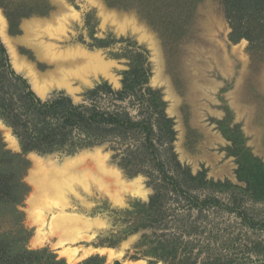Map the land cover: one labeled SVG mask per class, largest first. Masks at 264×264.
<instances>
[{
    "label": "rangeland",
    "instance_id": "rangeland-1",
    "mask_svg": "<svg viewBox=\"0 0 264 264\" xmlns=\"http://www.w3.org/2000/svg\"><path fill=\"white\" fill-rule=\"evenodd\" d=\"M180 15L151 16L106 0H0L6 38L31 64L38 61L21 38L24 26L33 21L43 26L60 22L56 39L44 38L48 43L60 51L98 55L107 65L105 73L89 75L85 83L73 81L74 95L53 91L44 100L65 94L84 104L89 92L103 83L120 91L125 72L141 52L146 85L158 92L173 129L172 141L158 146L153 160L138 150L140 135L83 148L26 152L30 165L23 181L29 192L21 211L23 225L31 231L29 249L48 248L67 264L96 255L105 264H264L263 191L246 189V171L240 179L237 164L255 160L264 167V55L251 53L246 40H229L221 0H201L191 14ZM138 107L128 106L136 120L146 116ZM0 138L7 149L22 152L1 121ZM95 150L100 151L105 174L86 159V189L73 186L76 193L63 196V201L50 197L30 204L35 158L61 162ZM157 162L168 174L175 173L178 163L182 171L201 177L204 184L189 193L207 200L206 206L191 208L185 197L166 191L162 174L153 167ZM219 183L228 186L215 185ZM156 193L158 200L150 206ZM58 215L80 221L79 240L57 246V238L49 237L51 221Z\"/></svg>",
    "mask_w": 264,
    "mask_h": 264
},
{
    "label": "trees",
    "instance_id": "trees-1",
    "mask_svg": "<svg viewBox=\"0 0 264 264\" xmlns=\"http://www.w3.org/2000/svg\"><path fill=\"white\" fill-rule=\"evenodd\" d=\"M106 1L112 6L135 7L147 15L155 13L166 17L191 14L201 0ZM221 3L230 27L229 40L232 43L246 40L251 53L264 55V0H221ZM7 17L12 21L8 12ZM142 54L137 55L136 64L125 72L120 91L103 83L89 92L87 103L76 104L65 94L46 100L38 97L28 81L12 68L0 39V121L12 130L22 149L21 153H15L7 149L0 138V264H67L48 248L33 250L27 246L31 231L24 227L21 211L29 192V186L23 181L30 165L24 156L26 152L83 148L140 135L142 141L138 150L153 160L158 158V146L172 141L171 119L165 118L158 92L146 85L147 70L143 67ZM134 105L146 116L136 120L128 110V106ZM237 164L240 179L246 171V189L263 191L259 194L263 197V165L255 160H238ZM246 164L249 167H245ZM153 167L162 174L166 191L170 189L185 197L191 208L201 210L206 206L207 200L200 201L196 194L189 193L190 189L201 188L204 184L201 177L182 171L178 163H175V173L169 174L162 162ZM158 195L150 198V206L158 200ZM77 264H105V261L96 255Z\"/></svg>",
    "mask_w": 264,
    "mask_h": 264
},
{
    "label": "bare ground",
    "instance_id": "bare-ground-1",
    "mask_svg": "<svg viewBox=\"0 0 264 264\" xmlns=\"http://www.w3.org/2000/svg\"><path fill=\"white\" fill-rule=\"evenodd\" d=\"M61 27L60 22H58L57 26H43V24L33 23V21L27 22V25L24 26V35L21 41L33 50L35 59L38 61L37 64L35 63L33 65L24 57L17 54L11 40L9 41L6 38L5 23L0 16V39L7 49L10 63L17 73L23 75L31 89L41 99H44L53 91H65L70 95H74L76 89L73 87V81L78 80L85 83L88 81L87 78L89 75L99 72L105 73L107 70V65L98 55L89 54L83 50L70 49L60 51L44 39L49 37L56 39L61 31ZM119 27L122 28L121 25ZM139 32L143 39L145 35L142 30H139ZM100 157V151L95 150L91 153L84 152L80 156L64 159L61 162L54 161L50 157L44 161H39L35 158V169L31 170L29 175V181L34 187L35 194L30 198V204L36 203L37 201L40 202L41 199L46 200V198L48 199L50 197L52 200L53 198L61 200L65 195L76 193V191H71L73 186H82L86 189L88 187V181L84 175L85 173H83L85 172L83 164L86 159H90L97 164L99 172L105 174L106 168L101 165ZM91 177L101 187L104 185L101 178L94 177V175H91ZM137 191L140 192L139 190ZM78 222L80 221L72 216L58 215L51 221V233L49 237L57 238V246L79 240L80 232L77 228ZM42 239L38 238L37 241L41 242L45 240ZM119 253H122V251L120 250ZM84 254H87V252ZM113 255L110 252L109 258ZM73 258H75V255H71L70 259Z\"/></svg>",
    "mask_w": 264,
    "mask_h": 264
},
{
    "label": "water",
    "instance_id": "water-1",
    "mask_svg": "<svg viewBox=\"0 0 264 264\" xmlns=\"http://www.w3.org/2000/svg\"><path fill=\"white\" fill-rule=\"evenodd\" d=\"M115 264H119V262L115 261Z\"/></svg>",
    "mask_w": 264,
    "mask_h": 264
}]
</instances>
